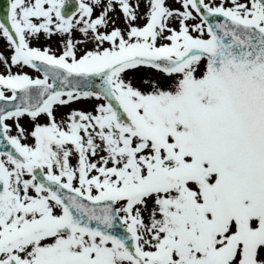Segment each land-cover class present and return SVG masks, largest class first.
I'll use <instances>...</instances> for the list:
<instances>
[{
	"label": "snow or ice",
	"instance_id": "snow-or-ice-1",
	"mask_svg": "<svg viewBox=\"0 0 264 264\" xmlns=\"http://www.w3.org/2000/svg\"><path fill=\"white\" fill-rule=\"evenodd\" d=\"M0 264H264V0H7Z\"/></svg>",
	"mask_w": 264,
	"mask_h": 264
}]
</instances>
